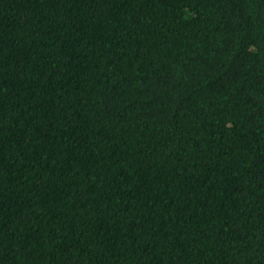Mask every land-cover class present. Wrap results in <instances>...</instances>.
<instances>
[{
	"label": "trees",
	"instance_id": "1",
	"mask_svg": "<svg viewBox=\"0 0 264 264\" xmlns=\"http://www.w3.org/2000/svg\"><path fill=\"white\" fill-rule=\"evenodd\" d=\"M0 264H264V0H0Z\"/></svg>",
	"mask_w": 264,
	"mask_h": 264
}]
</instances>
